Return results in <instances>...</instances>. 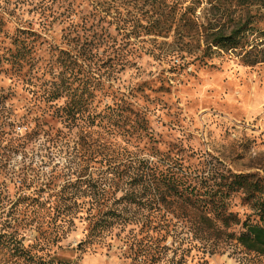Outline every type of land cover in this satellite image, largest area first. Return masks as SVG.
I'll use <instances>...</instances> for the list:
<instances>
[{
	"label": "rangeland",
	"instance_id": "1",
	"mask_svg": "<svg viewBox=\"0 0 264 264\" xmlns=\"http://www.w3.org/2000/svg\"><path fill=\"white\" fill-rule=\"evenodd\" d=\"M236 6L0 0V227L62 264H264L230 236L240 225L207 230L187 196L127 203L112 172L124 151L156 148L205 197L237 174L264 184L260 49L246 62L206 41ZM263 197L236 189L229 210L264 225ZM109 209L119 222L93 233Z\"/></svg>",
	"mask_w": 264,
	"mask_h": 264
},
{
	"label": "trees",
	"instance_id": "2",
	"mask_svg": "<svg viewBox=\"0 0 264 264\" xmlns=\"http://www.w3.org/2000/svg\"><path fill=\"white\" fill-rule=\"evenodd\" d=\"M240 5L234 10L226 13L227 19L233 27L229 32L223 28L210 33L207 44L226 51L241 50L245 52L244 57L260 49L259 53L250 60V64L264 62V0H236ZM237 12V13H236ZM19 53V54H18ZM17 56H20V51ZM65 88L60 91L56 89L50 93L51 98L57 99L62 96ZM122 159L117 162L123 167H113V173L119 175V182L129 184V187L120 188L123 195L121 199L127 203L144 201L145 203L166 201L169 197L187 196L189 205L200 210L207 230L220 231L223 227L232 225L239 226V231L231 233L238 243L250 251L264 253V225L248 221H240L239 218L229 210L228 198L236 189L242 188L251 193L264 194V184L259 180H249V175L237 174L235 180L227 184L224 190L211 192V197H205L206 193L196 191V185L189 181L188 174L171 152H163L152 148L147 154L139 155L124 151ZM260 219L264 221V197L259 200ZM116 210H107L92 223V231L97 234L110 229L119 222ZM42 249L26 245L18 238L16 233L10 229L0 227V264L13 261L14 264H62L63 262L53 257L48 259L41 253ZM178 262L177 264H180Z\"/></svg>",
	"mask_w": 264,
	"mask_h": 264
}]
</instances>
